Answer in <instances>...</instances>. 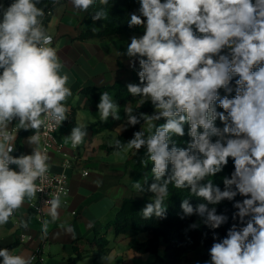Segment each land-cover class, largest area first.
I'll return each instance as SVG.
<instances>
[{
	"label": "clouds",
	"instance_id": "obj_1",
	"mask_svg": "<svg viewBox=\"0 0 264 264\" xmlns=\"http://www.w3.org/2000/svg\"><path fill=\"white\" fill-rule=\"evenodd\" d=\"M39 3L13 0L6 8L0 5V225L8 223L26 198L31 201L43 191L37 181L46 179L50 157L47 149L40 147V129L53 128L67 119L69 109L64 102L72 95L67 86L69 75L62 72L64 65L50 46L52 36L44 26L45 11ZM71 3L74 9L86 12L95 0ZM100 4L107 5L108 0H100ZM139 12L146 17V25L141 15L132 14L128 26L145 25V34L131 38L127 56L140 57L142 70L138 75L143 86L129 84L127 89L132 96L141 97L140 105L150 100L156 111L152 115L141 113L138 118L132 107H126L127 124L134 126L143 119L147 134L137 131L126 144L115 139L110 146L117 155L131 149L135 155L147 147V159L141 164L153 163L155 182L148 190L155 199L142 214L145 218L163 215L170 183L176 188L190 187L212 204L232 199L237 192L250 196L235 205L238 213L233 218L238 216L241 222L248 216L252 219L240 230L233 224L227 237L213 244L211 264H264V0H140ZM106 18L103 8L92 15L93 21ZM225 48L230 50V58L219 55ZM233 75L239 76L235 98L219 99L218 89L232 91L229 82ZM218 99L227 116L212 107ZM98 110L101 121L110 116L120 119L118 105L107 92L101 95ZM161 117L166 123L157 127L154 122ZM217 117L224 123L222 132L214 125ZM14 119L19 122L9 130ZM186 123L192 142L187 149L178 148L171 137H183ZM19 129L34 130L28 138V143L35 145L31 155L10 154L15 149L13 133ZM86 134L85 127L78 125L67 139L75 148ZM224 134L234 137L227 139L226 146L220 140L211 142L212 136L223 138ZM229 157L234 159L235 173L225 180L227 190L221 192L211 181L199 186L205 177L221 171ZM169 163L172 174L165 179ZM133 188L138 193L145 190L140 182ZM45 203L51 219L42 221L41 239L47 238L49 225L58 219L59 193ZM182 207L187 214L193 212L187 200ZM197 211L204 214L206 206L200 204ZM226 219L216 215L215 209L208 213L214 228ZM29 222L22 219L19 226L26 229ZM65 231L75 238L71 226ZM0 257L2 264H33L32 257L15 255L7 248L0 249Z\"/></svg>",
	"mask_w": 264,
	"mask_h": 264
},
{
	"label": "crops",
	"instance_id": "obj_2",
	"mask_svg": "<svg viewBox=\"0 0 264 264\" xmlns=\"http://www.w3.org/2000/svg\"><path fill=\"white\" fill-rule=\"evenodd\" d=\"M0 5L6 8L8 3L0 0ZM92 15L89 9L86 12L74 9L71 0H60L46 27L48 33L54 36V43L50 46L57 50L64 65L62 72H66L70 78L67 86L72 95L64 102L69 109L67 119L56 132L57 142L63 143L70 155H76L74 163L67 169L70 191L61 199L58 219L49 225L46 239H41V224L44 219L50 220L51 217L46 213L41 220L32 206L36 197L31 201L26 198L23 206L16 210V215L8 223L0 225V249L15 244L9 249L15 255L30 257L33 252H38L44 258L43 264H153L157 256L155 253H137L130 247L133 239L143 240L146 235L136 233L133 229L116 235L112 227H108L125 197H143L133 188V184H143L147 176V166L141 164V160L147 159V147L143 146L135 155L134 149L120 152L119 155L116 154L117 150L107 149L110 142H114L129 126L125 108L132 107L134 112L141 97L118 103L109 94L118 105L120 119L115 120L110 116L105 122L100 120V99L84 91L87 86L104 87L117 81L132 82L133 68L139 64L140 57H128L127 47L132 37L140 38L145 31L116 33L104 39L81 38L88 29L104 28L100 20L93 21ZM2 71L0 69V73ZM18 122V119H14L9 130L15 128ZM78 125H83L87 134L83 142L74 148L67 137ZM143 129L147 132L144 123ZM21 130L24 129L13 133L17 150L21 148L17 157L31 155L35 147L28 143L33 133L20 137ZM49 157L52 170H62L64 157L56 145ZM22 219L30 221L28 228L19 226ZM66 226L74 229L75 238L65 231ZM96 231L106 233L110 241L109 249L100 251L79 241V246L90 250L83 259L72 262L75 241L78 238H93ZM20 232L25 234L22 239L19 238ZM203 249V246H199L191 251L188 260L182 264H206V260L202 263Z\"/></svg>",
	"mask_w": 264,
	"mask_h": 264
},
{
	"label": "trees",
	"instance_id": "obj_3",
	"mask_svg": "<svg viewBox=\"0 0 264 264\" xmlns=\"http://www.w3.org/2000/svg\"><path fill=\"white\" fill-rule=\"evenodd\" d=\"M8 6L13 0H6ZM60 1V0H59ZM164 2V0H161ZM255 3V0H252ZM45 11V17L43 20L44 26L47 27L48 22L52 16L57 4L53 3V0H40L37 5ZM103 8L107 12V18L101 19L104 28L102 30L88 29L84 31L81 38H99L104 39L116 33H134L145 31L146 17H143L140 12V0H108L107 5L100 4V0H95V3L89 8V13L94 14L96 11ZM132 14L141 15V19L145 21V25L129 27L128 22ZM194 27V26H193ZM195 30V29H194ZM197 35H201L197 33ZM219 55L231 56L228 48L222 49ZM218 60L219 56L213 57ZM140 64L133 68V81L130 83H123L120 81L115 82L110 86L93 87L87 86L84 91L93 95L96 99H100L104 92L113 95V99L118 103H126L132 99V96L127 89L129 84L143 86L139 78V71H141ZM256 68H253L255 71ZM239 79L238 75H233L229 82L231 92H227L224 88L218 89L219 99L227 96L229 99L235 98L236 95V81ZM146 83V81L144 82ZM219 99L213 102L212 107L217 113H224L227 116V112L219 105ZM155 108L151 104V101H146L143 105L137 104L135 106L133 115L138 118L140 114L152 115L155 113ZM230 122V121H229ZM144 120L141 119L139 124L134 126L129 125L123 132H121L117 139L126 144L132 138L137 131H145L143 129ZM157 127L166 123V118L161 117L154 122ZM214 125L223 131L224 123L217 117ZM190 129L189 124L184 125V136L173 135L171 140L175 142V146L178 148L187 149L192 142V137L188 134ZM34 130H21L20 137L33 133ZM202 132L203 129H198ZM146 132V131H145ZM147 134V132H146ZM234 138L228 134H224L223 138L220 136H212L211 142L215 143L220 140L222 144L226 146L227 139ZM173 147V143H169V149ZM108 150H116L114 146H107ZM21 148L14 153V157H17ZM195 151V150H194ZM198 154V153H197ZM199 158L203 159V156L198 154ZM153 163L148 162L147 165V181H143L144 191L141 192L143 197H125L120 207L116 210L114 218L108 223V227H112L114 233L119 235L129 229H133L136 233L147 232V237L143 240L133 239L130 242V247L137 253H155L157 254L156 260L153 264H182L188 260V255L191 251L197 249L199 246H203L202 263L203 261L211 257L210 249L214 243L221 242L227 237L228 231L232 228L233 224L237 226V230L242 229L247 225V222L252 219L251 216L245 217L241 222L239 217L234 215L238 213V209L235 207L237 203H242L244 199L250 198L242 196L237 192V195L232 199H222L216 204L209 203L205 198L193 193L190 187L176 188L174 183H170L168 186V195L165 197L162 207L165 208V212L162 216H156L153 214L151 217L145 218L142 214L143 209L148 203H152L155 199V194L148 190L151 183L155 182L151 169ZM235 173L234 159L229 157L228 163L223 165L221 171L217 172L213 176L205 177L199 182V186L206 185L211 181L214 188H218L221 192L227 190L225 180L232 179ZM172 174V165L169 163L165 179ZM235 190V186H233ZM187 200L189 206L193 208L191 214L185 213L182 204ZM200 204L206 206L204 214H200L197 209ZM215 209L216 215H223L227 219L218 228H214L211 222L208 220V213ZM162 239L165 243L164 253L159 254V247ZM251 239V237H249ZM83 241L89 245L90 248L96 247L100 251H106L109 249V239L106 233L95 232L93 238H78L75 241L74 249L75 256L71 258L72 262H77L84 258L86 253L90 250L84 249L79 246L78 242ZM15 244L5 246L8 250ZM2 248V249H4ZM3 258L0 257V261ZM33 264H42L41 261H35Z\"/></svg>",
	"mask_w": 264,
	"mask_h": 264
},
{
	"label": "built area",
	"instance_id": "obj_4",
	"mask_svg": "<svg viewBox=\"0 0 264 264\" xmlns=\"http://www.w3.org/2000/svg\"><path fill=\"white\" fill-rule=\"evenodd\" d=\"M51 35V34H49ZM52 36V43H54V36ZM62 124V122H61ZM60 124V125H61ZM60 125H54L53 128H44L42 127L40 129L41 133V148L47 149V154L51 152L54 145H56V149L63 155L64 159L62 161V170L60 171H54L50 167L49 172L47 173L46 179L41 182L40 180L37 181V184L40 185L41 188H43V191L37 192L36 199L32 202L33 209L35 210L38 217L42 220L44 219L46 213H47V205L46 201L51 199L55 194L59 193L60 198L62 199L66 194L69 193L70 187L68 184V173L67 169L72 166L74 163V160L76 158V155H70L65 149L64 144L59 143L56 140V132L58 131ZM34 134V131H33ZM15 149L11 155L14 156V153L17 151V145L14 143ZM49 163V162H48ZM10 167L16 171H19V169L15 165H10ZM16 215V211L13 216ZM25 234L20 232L19 238H24ZM33 258V262L35 261H41L43 264L44 258L38 253L33 252L31 256Z\"/></svg>",
	"mask_w": 264,
	"mask_h": 264
},
{
	"label": "rangeland",
	"instance_id": "obj_5",
	"mask_svg": "<svg viewBox=\"0 0 264 264\" xmlns=\"http://www.w3.org/2000/svg\"><path fill=\"white\" fill-rule=\"evenodd\" d=\"M141 233H143L144 235H146L147 236V232H141ZM160 248H161V250H159V254L160 255H162L163 253H164V249H165V243H164V240L162 239V241H161V246H160ZM157 255V254H156ZM156 258H157V256H156ZM156 260V259H155ZM206 262V264H211V257L208 259V260H206L205 261Z\"/></svg>",
	"mask_w": 264,
	"mask_h": 264
}]
</instances>
